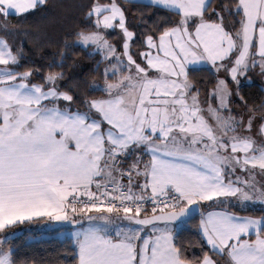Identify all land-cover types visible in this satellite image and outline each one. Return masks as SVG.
Segmentation results:
<instances>
[{"label":"snow or ice","instance_id":"6c2138e0","mask_svg":"<svg viewBox=\"0 0 264 264\" xmlns=\"http://www.w3.org/2000/svg\"><path fill=\"white\" fill-rule=\"evenodd\" d=\"M46 3L0 0V31ZM150 3L178 19L134 56L125 8L91 0L73 43L93 46L105 67L90 86L100 95L79 101L62 72L31 83L32 70H17L23 48L0 36V233L26 221L79 224L76 264H264V214L229 210L264 213V115L258 125L255 114L234 115L226 79L204 101L189 79L211 65L239 95L249 69L264 75V0ZM117 28L120 51L106 38ZM196 213L208 251L189 258L175 240ZM9 235L0 264H17Z\"/></svg>","mask_w":264,"mask_h":264},{"label":"trees","instance_id":"16d2710c","mask_svg":"<svg viewBox=\"0 0 264 264\" xmlns=\"http://www.w3.org/2000/svg\"><path fill=\"white\" fill-rule=\"evenodd\" d=\"M107 3L108 0H100ZM125 8L127 27L136 34L132 42L131 52L134 56L144 50V37L148 34L157 36L161 31L174 25L178 17L171 11L152 6L151 3L140 1L117 0ZM91 0H47V3L36 10L22 16H9L8 31H0L13 50L23 48V55L17 70L20 72L32 70L30 82L43 83V78L50 71L62 72L64 79L60 82L63 90H70L79 101L83 97H96L90 87L94 82L102 84V72L105 63L99 52L92 46L84 49L73 43L77 31L84 28L88 21L85 19L87 6ZM219 0H213L215 7ZM232 16H225V25L232 27ZM111 42H116L121 49L122 33L120 30L106 34ZM63 53V56H61ZM257 58V57H256ZM264 76V75H263ZM189 79L194 90L201 94H208L215 86L218 75L210 67L198 66L196 70H189ZM243 97V99H241ZM239 102L247 112L264 115V77L261 81L244 82L239 86ZM79 104L74 105L78 107ZM251 109L252 111H249ZM258 123V124H259ZM255 216L264 213L260 209H249L247 212ZM200 215L193 217L187 227L176 236L175 242L182 247L189 258L200 257L208 251V246L198 232ZM35 224V222H33ZM47 224L46 221H38ZM54 223V222H53ZM0 233V237L10 234L19 225ZM38 224V225H40ZM65 224V223H63ZM57 229H49L52 235L42 236L39 227L28 229L20 234L9 237L10 246L14 249V259L17 264H76L75 245L70 237L59 238L53 235ZM40 234L41 236L37 237ZM9 235V236H10Z\"/></svg>","mask_w":264,"mask_h":264},{"label":"rangeland","instance_id":"374dc122","mask_svg":"<svg viewBox=\"0 0 264 264\" xmlns=\"http://www.w3.org/2000/svg\"><path fill=\"white\" fill-rule=\"evenodd\" d=\"M108 33V32H107ZM106 33V34H107ZM111 42V41H110ZM113 44H115L116 42H111ZM117 44V43H116ZM115 44V45H116ZM117 47V46H116ZM118 51H120L118 48H117ZM259 60V59H257ZM222 71V70H221ZM263 75L261 74L260 72V69L259 67H256L254 69H249V71L247 72V74L243 77H240V85L244 82H253V81H261L263 79ZM218 78L219 79H226L229 81V86L230 88L233 90V95L231 97V102H230V106L232 108V111H233V114L236 115V116H244L245 119H247L248 116L250 115H253L255 113H250V112H247L245 110V108L243 106H241L240 104V100H239V95L236 94V85L230 80V77L228 76V74H219L218 73ZM239 85V86H240ZM208 94H205V98L207 97ZM257 119L255 121V124L258 125V120H259V117L257 114H255ZM259 179V177H258ZM260 205H255L253 207H250V209H253V208H257V209H260ZM77 219H80L79 217H77ZM38 222H35L34 223H29V224H25V225H19L18 227L14 228L13 230V234L10 235L9 237L11 236H15L17 234H20L28 229H33L35 227H39L41 229V231H43V233L41 234L42 236H50L52 234L48 233V232H44L46 230H49V229H57L55 232H53V235L54 236H57L59 238H66V237H70L71 238V235H73V233L71 232L73 229H75V226L71 225V224H61V223H47V224H40ZM40 234L37 235V237L41 236Z\"/></svg>","mask_w":264,"mask_h":264},{"label":"crops","instance_id":"0c3cea01","mask_svg":"<svg viewBox=\"0 0 264 264\" xmlns=\"http://www.w3.org/2000/svg\"><path fill=\"white\" fill-rule=\"evenodd\" d=\"M132 1H140V2H145V3H150V0H132ZM115 30H119L118 28L117 29H115ZM110 31H114V30H108V32H110ZM106 38L109 40V41H111V39L106 35ZM93 47V46H92ZM256 59H259V57H257ZM199 66H207V67H210L211 68V65H207V64H202V65H199ZM219 74H227L225 71H220L219 72ZM218 75V74H217ZM31 83H33V82H31ZM193 91H195L194 89H193ZM200 99H201V101H204L205 100V94H201L200 93ZM242 106V105H241ZM138 191V190H137ZM221 208H223L224 206L223 205H221L220 206ZM250 209V208H249ZM253 209H256V208H253ZM206 210H213V209H207L205 206H201V211H206ZM215 210H219V209H215ZM230 211H235L237 214H239V215H249V216H255V215H252V214H249V213H244V212H241L240 211V209L239 208H232V209H229ZM92 215H98V214H96V213H92ZM256 217H258V216H256ZM84 224H85V226H87V221H84ZM71 225H73V226H75V229H73L71 232L72 233H74V232H76L77 230H79V228H80V225L79 224H71ZM14 231V230H13ZM71 239H72V241H73V243H74V236L73 235H71ZM75 245V244H74ZM217 259H219L218 257H217ZM221 264H224V262H223V260H221Z\"/></svg>","mask_w":264,"mask_h":264},{"label":"water","instance_id":"95a60500","mask_svg":"<svg viewBox=\"0 0 264 264\" xmlns=\"http://www.w3.org/2000/svg\"><path fill=\"white\" fill-rule=\"evenodd\" d=\"M197 215H199V213H196L193 217H195V216H197ZM193 217H192V218H193Z\"/></svg>","mask_w":264,"mask_h":264},{"label":"built area","instance_id":"2783aa9c","mask_svg":"<svg viewBox=\"0 0 264 264\" xmlns=\"http://www.w3.org/2000/svg\"><path fill=\"white\" fill-rule=\"evenodd\" d=\"M125 183H126V181H125ZM150 207V206H149Z\"/></svg>","mask_w":264,"mask_h":264}]
</instances>
